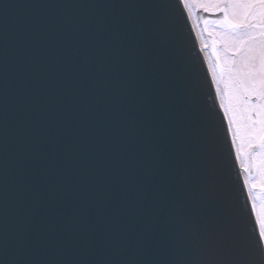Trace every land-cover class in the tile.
<instances>
[{
  "label": "water",
  "instance_id": "water-1",
  "mask_svg": "<svg viewBox=\"0 0 264 264\" xmlns=\"http://www.w3.org/2000/svg\"><path fill=\"white\" fill-rule=\"evenodd\" d=\"M254 172L183 0H0V264H264Z\"/></svg>",
  "mask_w": 264,
  "mask_h": 264
},
{
  "label": "rangeland",
  "instance_id": "rangeland-1",
  "mask_svg": "<svg viewBox=\"0 0 264 264\" xmlns=\"http://www.w3.org/2000/svg\"><path fill=\"white\" fill-rule=\"evenodd\" d=\"M190 1L196 9L197 4L206 9H217L223 2ZM205 30L216 43L218 66L215 69L239 158L245 167L251 155L254 160L255 172L250 183L261 189L253 196L259 222L264 229V101L256 103L251 99L264 94V75L258 68L260 59L255 46L256 29L254 26L210 22L205 25Z\"/></svg>",
  "mask_w": 264,
  "mask_h": 264
},
{
  "label": "flooded vegetation",
  "instance_id": "flooded-vegetation-1",
  "mask_svg": "<svg viewBox=\"0 0 264 264\" xmlns=\"http://www.w3.org/2000/svg\"><path fill=\"white\" fill-rule=\"evenodd\" d=\"M222 1L223 2L219 3L220 7L217 9H206V7L201 4H197V9H195L218 15L219 18L210 19L205 23V25L210 22H221L226 23L229 26H254L256 29L257 40L255 46L257 47V57L260 59L258 68L260 74L264 75V0ZM247 98L250 97L247 96ZM254 98H256V101H254ZM251 99L256 103L262 102L264 101V94H262L260 97L253 96Z\"/></svg>",
  "mask_w": 264,
  "mask_h": 264
},
{
  "label": "bare ground",
  "instance_id": "bare-ground-1",
  "mask_svg": "<svg viewBox=\"0 0 264 264\" xmlns=\"http://www.w3.org/2000/svg\"><path fill=\"white\" fill-rule=\"evenodd\" d=\"M183 1H184V4H185V7L187 8V11H188V13H189V15L191 17V21H192L193 26L195 28L196 35H197L199 41L201 42V44L203 46V52H204L205 58L207 60V63H208V66H209L211 75L213 76V79L215 81L216 88H217V91L219 93L221 102L224 105V103H225L224 96H223V93H222V90H221V87H220V84H219V78H218V76L216 74L215 65H214L213 60H212V57H211V51H210L209 48L204 47V45L206 44V40H205V36L203 35L204 34L203 31L199 27V21H198L196 9L194 8V6L192 5V3H191L190 0H183ZM240 163H241V165H243L242 162H241V160H240ZM243 175L245 176V179H246L247 175H246L245 171H243ZM248 188L250 190V186ZM251 199H252L253 205L255 206L256 203H255L254 196L252 194H251ZM255 209H256V206H255ZM260 227H261L262 232L264 233V229L261 226V224H260Z\"/></svg>",
  "mask_w": 264,
  "mask_h": 264
}]
</instances>
